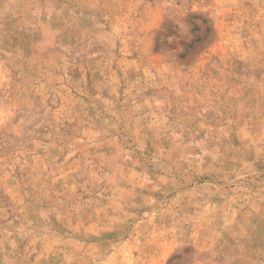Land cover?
Instances as JSON below:
<instances>
[{
	"label": "rangeland",
	"instance_id": "obj_1",
	"mask_svg": "<svg viewBox=\"0 0 264 264\" xmlns=\"http://www.w3.org/2000/svg\"><path fill=\"white\" fill-rule=\"evenodd\" d=\"M0 264H264V0H0Z\"/></svg>",
	"mask_w": 264,
	"mask_h": 264
}]
</instances>
